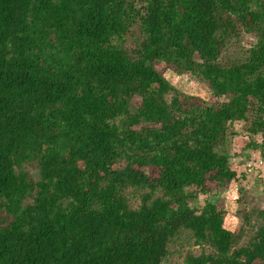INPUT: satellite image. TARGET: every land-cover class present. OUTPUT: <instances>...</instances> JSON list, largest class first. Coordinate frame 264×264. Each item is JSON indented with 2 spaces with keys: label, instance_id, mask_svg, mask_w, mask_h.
Instances as JSON below:
<instances>
[{
  "label": "trees",
  "instance_id": "16d2710c",
  "mask_svg": "<svg viewBox=\"0 0 264 264\" xmlns=\"http://www.w3.org/2000/svg\"><path fill=\"white\" fill-rule=\"evenodd\" d=\"M242 31L256 44L223 59ZM161 61L226 100L177 91ZM239 120L264 136V0H0V264H166L184 234L211 250L182 264H264L263 211L240 244L191 204L236 177L218 146Z\"/></svg>",
  "mask_w": 264,
  "mask_h": 264
},
{
  "label": "rangeland",
  "instance_id": "374dc122",
  "mask_svg": "<svg viewBox=\"0 0 264 264\" xmlns=\"http://www.w3.org/2000/svg\"><path fill=\"white\" fill-rule=\"evenodd\" d=\"M142 38L141 29L135 24L126 34L122 45L132 56H136L134 50L139 46ZM256 42L255 34L242 31L229 40L223 59L233 60L244 57ZM156 67L177 91L198 98L204 105H218L226 100L225 97H215L208 82L199 76L181 74L162 61L158 62ZM140 100V97L136 96L135 101L140 102ZM249 118L254 119L253 114H249ZM250 123V120L231 123L228 135L218 146V151L229 155L230 168L236 173V177L224 184L218 182L209 184L206 191L196 189L199 193L191 202L193 206L201 207L208 201H214L226 213V227L234 231H242L240 244L249 242L252 234L262 224V211L264 212V136L262 133H250L248 130ZM23 168L34 181L40 179L37 162L26 163ZM142 191L129 189L130 200L134 207L140 204L139 194ZM5 216L6 212L0 211V218ZM170 250V258L166 264H182L188 251L201 253L204 250L210 251L211 248L195 245L191 236L184 234L171 244Z\"/></svg>",
  "mask_w": 264,
  "mask_h": 264
}]
</instances>
